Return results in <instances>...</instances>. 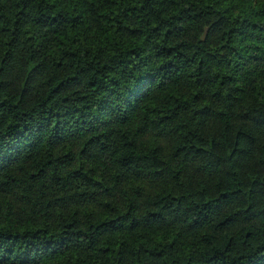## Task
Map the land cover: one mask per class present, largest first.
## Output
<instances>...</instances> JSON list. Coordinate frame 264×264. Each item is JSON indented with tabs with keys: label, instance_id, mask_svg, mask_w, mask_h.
Here are the masks:
<instances>
[{
	"label": "trees",
	"instance_id": "obj_1",
	"mask_svg": "<svg viewBox=\"0 0 264 264\" xmlns=\"http://www.w3.org/2000/svg\"><path fill=\"white\" fill-rule=\"evenodd\" d=\"M0 264H264V0H0Z\"/></svg>",
	"mask_w": 264,
	"mask_h": 264
}]
</instances>
